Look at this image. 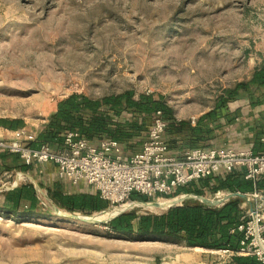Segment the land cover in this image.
<instances>
[{
	"label": "rangeland",
	"instance_id": "rangeland-1",
	"mask_svg": "<svg viewBox=\"0 0 264 264\" xmlns=\"http://www.w3.org/2000/svg\"><path fill=\"white\" fill-rule=\"evenodd\" d=\"M260 66L264 0H0V119H20L28 131H39L70 94L100 99L128 91L161 99L175 122L192 126L222 91L248 81ZM247 102L239 95L228 104L227 113L240 116L213 130V147L243 146L240 128L252 122ZM19 174L0 177V204L1 188ZM23 174L38 186L56 182ZM20 176L17 185L30 183ZM39 188L34 213L0 210V264H232L225 253L124 238L111 233L107 221L67 218L96 213L53 210ZM131 211L165 210L125 212Z\"/></svg>",
	"mask_w": 264,
	"mask_h": 264
},
{
	"label": "trees",
	"instance_id": "trees-1",
	"mask_svg": "<svg viewBox=\"0 0 264 264\" xmlns=\"http://www.w3.org/2000/svg\"><path fill=\"white\" fill-rule=\"evenodd\" d=\"M239 95L247 97L250 111L246 117L252 120L251 123H242V144L249 147L255 155L264 154V66L256 68L248 81L239 82L231 89L222 91L215 98L212 108L202 114L192 126L185 121L175 122L171 109L166 107L161 99L150 95H138L135 98L134 94L128 91L90 99L82 94H70L56 103L55 111L36 133L35 140L29 143V146L36 148L47 144L51 150L57 151L62 147L65 134L74 132L92 143L115 141L126 156L132 155L139 151L152 119L159 111L166 123L164 137L168 151L176 157H181L191 149L213 147V130L233 125L240 116L227 113L228 104ZM0 127L14 131L23 128L24 123L20 119H0ZM18 172L33 171L22 164ZM39 186L44 188L48 198L58 209L68 213L88 216L109 207V204L101 200L91 188L86 191H67V185L59 181L49 185L40 183ZM220 191L243 195L255 192L264 196V174L252 184L244 180L242 170L219 172L181 187L173 195L154 198L171 199L180 194L213 196ZM36 195L31 183L16 185L15 188L2 193L0 210L11 215H18L20 212L32 214L39 203ZM154 198L133 193L129 201L148 203ZM24 202L28 206L20 211ZM242 203L244 201L240 198H232L218 207L211 208L195 200H188L159 214L147 212L136 215L133 211L124 212L105 226L115 235L139 241H168L193 249L236 252L242 239V235L235 231L242 215ZM232 230L234 231L231 232ZM231 263L259 264L253 257L236 255L231 256Z\"/></svg>",
	"mask_w": 264,
	"mask_h": 264
},
{
	"label": "built area",
	"instance_id": "built-area-1",
	"mask_svg": "<svg viewBox=\"0 0 264 264\" xmlns=\"http://www.w3.org/2000/svg\"><path fill=\"white\" fill-rule=\"evenodd\" d=\"M165 127L157 111L139 151L128 156L115 141L92 143L74 132L65 134L57 151L47 144L32 148L29 143L36 132L25 128L0 136V151L17 156L37 175L50 176L75 189L86 185L111 208L127 204L133 193L148 198L170 196L219 172L242 170L244 180L252 184L264 174V154L255 155L246 146L195 148L176 157L168 151ZM46 166L53 170L46 171ZM245 196L249 202L241 204L242 215L235 228L242 235L239 249L217 252L253 257L264 264V196L255 192Z\"/></svg>",
	"mask_w": 264,
	"mask_h": 264
},
{
	"label": "water",
	"instance_id": "water-1",
	"mask_svg": "<svg viewBox=\"0 0 264 264\" xmlns=\"http://www.w3.org/2000/svg\"><path fill=\"white\" fill-rule=\"evenodd\" d=\"M19 175H22L26 179L29 180V182L32 184V186H33V188H34L36 193H41V190H40L38 184L32 179V177H30L29 175L23 174V173H20ZM17 182H18V179L16 178L14 183H13V185H11L10 187H6V188L2 187L1 189L6 190V191L7 190H11V189L15 188V186L17 185ZM44 198L49 202V204L51 205L52 209L56 210V206L54 204H52L51 201H49L45 196H44ZM177 198H179V199L174 201L173 203H170V204L164 206L163 209L167 210V209H169V208H171L173 206L181 205L182 202L188 201V200H195V201L201 203L202 205L207 206V207H211V208L212 207H218L224 201H227V200L232 199V198H240L243 201L249 202L248 198L245 195L239 194V193H229V194L225 195L224 200L218 201V202H214L212 200L207 199L206 197L198 196V195H195V194H182V195L178 196ZM137 204H139V205H156L157 203L148 202V203H137ZM127 208H129V207H127ZM127 208L125 210H122L119 214L115 215L110 220H108V222H110L111 220H113L116 217H118L121 214H123L127 210ZM63 216H65L67 218H73V219H78V220L82 221V219H81L82 217H78V216H74V215H63ZM108 222H106V223H108ZM100 224H104V223H100Z\"/></svg>",
	"mask_w": 264,
	"mask_h": 264
},
{
	"label": "bare ground",
	"instance_id": "bare-ground-1",
	"mask_svg": "<svg viewBox=\"0 0 264 264\" xmlns=\"http://www.w3.org/2000/svg\"><path fill=\"white\" fill-rule=\"evenodd\" d=\"M23 177V176H22ZM17 178L20 179L21 176L17 175ZM224 195H218L214 199H209L214 202L222 201L224 200ZM179 198L176 199H171L170 201H163V202H158L156 205H139L137 203H132L128 205H122L117 208H111L108 210L101 211L99 213H96L90 217H82V221L86 223H103L105 221L108 222L111 218H113L115 215L119 214L122 210H125L127 207L129 208H142V209H154V208H159L163 209L164 206L173 203L174 201L178 200Z\"/></svg>",
	"mask_w": 264,
	"mask_h": 264
},
{
	"label": "crops",
	"instance_id": "crops-1",
	"mask_svg": "<svg viewBox=\"0 0 264 264\" xmlns=\"http://www.w3.org/2000/svg\"><path fill=\"white\" fill-rule=\"evenodd\" d=\"M6 131H9V130L0 127V136H5L6 135ZM37 131L38 130L35 129V132L36 133H37ZM21 165H22V162L18 159L17 156L11 155V154H8V153H5V152L0 151V177L3 176L4 174L10 173V172L19 171V168L21 167ZM44 168H45L46 171H52L53 170L49 166H46ZM9 170H11V171H9ZM43 178H46V177L43 176ZM48 178H51V177L49 176ZM48 178H46V179H48ZM84 186L81 185L78 188V190H81V191H84L85 190L86 191L88 188H87L86 185H84ZM67 187H70V186H67ZM70 188L72 189L73 187H70Z\"/></svg>",
	"mask_w": 264,
	"mask_h": 264
}]
</instances>
